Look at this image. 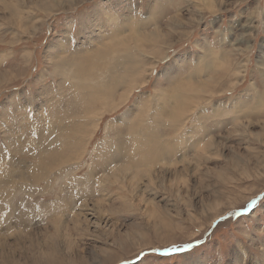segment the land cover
Masks as SVG:
<instances>
[{
    "label": "rangeland",
    "instance_id": "1",
    "mask_svg": "<svg viewBox=\"0 0 264 264\" xmlns=\"http://www.w3.org/2000/svg\"><path fill=\"white\" fill-rule=\"evenodd\" d=\"M216 15L218 24L200 27ZM172 49L184 58L168 83L144 87ZM228 92L229 123L192 124L199 106ZM129 93L140 101L117 120ZM4 148L0 264H260L264 0H161L158 9L145 0H0ZM56 149L33 181L37 155ZM184 242L196 251L163 252Z\"/></svg>",
    "mask_w": 264,
    "mask_h": 264
},
{
    "label": "snow or ice",
    "instance_id": "2",
    "mask_svg": "<svg viewBox=\"0 0 264 264\" xmlns=\"http://www.w3.org/2000/svg\"><path fill=\"white\" fill-rule=\"evenodd\" d=\"M223 2V0H221ZM145 6L147 9H153V8H159L161 7V0H145ZM221 17L216 15L209 16L204 24H201L200 27L203 28L205 25L210 29L211 27H214L216 24L219 23ZM124 23V18L120 16L118 13L111 16V24L112 27L115 29H120L121 26ZM226 26L222 25L220 29H218L221 34L226 31ZM191 39V38H189ZM189 41L186 40L185 44H188ZM192 43H199V40L192 41ZM174 53V54H173ZM184 58V52L183 50L177 51L176 49H172L169 53V55H166L164 57H161L159 60L160 67H152L148 69V74L145 76V79H148L150 77H155L154 79H151V83L149 85H145L144 87H151L156 88L157 91L166 83H168L170 74L175 70V65L181 61V59ZM185 67H187L185 65ZM133 92L139 93L140 92V86L134 87ZM229 96H231V92H228L224 98L218 99L215 101V103H212L211 101H206L205 105L199 106L198 111H194L190 117L192 120V124H200L202 127L205 125V123L208 120L213 121L214 123H220V124H227L229 121L227 119H224L225 116L231 115L227 111L228 108L231 107L230 104H225V99H227ZM140 101V95H132L129 93L127 96L123 97L120 104H124L126 107L122 110V115L120 113H117L116 119L120 120L124 117H127L128 115H131L133 111L136 109V105ZM27 102V101H25ZM208 104H211V107L207 106ZM217 106H219V111H217ZM205 117L204 120H201V117ZM191 130V128L189 129ZM2 152H7V148H4L3 150H0ZM18 164H21L24 166L26 164V161L23 160H17ZM250 203H254V201H251ZM198 243V241H197ZM191 250V252L189 251ZM196 251V248L192 242H184L182 244H172L170 247H165L163 249V252L167 255L170 253H184L185 256L191 255L193 252ZM143 253H140L142 255ZM260 257L262 258L260 261V264H264V250H261L259 252ZM176 259V258H173ZM181 262V264H185V257L178 258ZM119 264H127L125 260H121Z\"/></svg>",
    "mask_w": 264,
    "mask_h": 264
},
{
    "label": "bare ground",
    "instance_id": "3",
    "mask_svg": "<svg viewBox=\"0 0 264 264\" xmlns=\"http://www.w3.org/2000/svg\"><path fill=\"white\" fill-rule=\"evenodd\" d=\"M100 23V22H99ZM92 24V23H91ZM149 37V36H148ZM145 38V37H144ZM143 38V39H144ZM155 38V37H154ZM157 38V37H156ZM136 39V38H135ZM149 39V38H148ZM153 39V38H152ZM123 40V39H122ZM146 40V39H145ZM156 41V40H155ZM120 42V41H119ZM130 53V52H129ZM132 53V52H131ZM104 57V56H103ZM126 57V56H125ZM127 58V57H126ZM95 59V58H94ZM69 65V64H68ZM113 65H115V64H113ZM83 66V65H82ZM64 69V68H63ZM65 71H66V69H65ZM76 73V72H75ZM113 78V77H112ZM113 83V82H112ZM113 86V85H112ZM109 90V89H108ZM112 92V91H111ZM108 93V92H107ZM110 94V93H109ZM111 97V96H110ZM64 113V112H63ZM137 118V117H136ZM60 119V118H59ZM75 124V123H74ZM141 132V131H140ZM70 134H68V136H69ZM71 136V135H70ZM29 138V137H28ZM60 138V137H59ZM69 138L70 137H68V139H66L64 142H63V144L61 145L62 147H65V146H68V144H69ZM145 140V139H144ZM173 142V141H172ZM54 143V142H53ZM58 143V142H57ZM156 144V143H155ZM210 144V143H209ZM71 145V144H70ZM60 147V146H59ZM131 147V146H130ZM146 148V147H145ZM27 149V148H26ZM33 149V148H32ZM63 149V148H62ZM156 149L157 148H154L153 149V151H156ZM164 149V148H163ZM28 150V149H27ZM146 151H147V149H145ZM26 151V150H25ZM140 151H141V153H142V151H144V148H141L140 149ZM56 152H57V149L54 151V152H52L51 153V150H49V151H47V152H44V153H42V154H39V155H37L38 156V163L40 164V168L37 170L38 172H34L33 174H32V179H33V181L35 180V181H37L38 182V180H41L43 177H42V175L43 174H45L44 172H43V170H44V168H43V164L44 163H50V162H52V159H53V156L54 155H56ZM59 152V151H58ZM147 153V152H146ZM43 154H46L45 156H43ZM139 154V153H138ZM156 154V153H155ZM68 155V154H67ZM67 155H60V156H58V157H56L55 159L56 160H58V162H60V163H62V162H65V161H67V160H69L70 159V157H67ZM145 155V157H146V154H144ZM43 156V157H42ZM26 157H28V155H26ZM148 157V156H147ZM157 157V156H156ZM148 158H150V157H148ZM21 160V159H20ZM45 167V166H44ZM46 168V167H45ZM37 169V168H36ZM50 169H53V168H50ZM73 174V173H72ZM1 181V180H0ZM17 181V180H16ZM30 184V183H29ZM27 186H28V184H27ZM93 187V186H92ZM88 188V187H87ZM115 188V187H114ZM132 188V187H131ZM97 190V189H96ZM92 191V190H91ZM94 191V190H93ZM96 192V191H95ZM80 195V194H79ZM79 201H80V199H79ZM81 202V201H80ZM67 204V203H66ZM70 204V203H69ZM69 204H67V205H69ZM65 205V204H64ZM87 206H88V204H87ZM74 207V206H73ZM90 207V206H89ZM97 207V206H96ZM85 210V209H84ZM41 213V212H40ZM27 214H28V212H27ZM25 215V214H24ZM21 216V215H20ZM21 220V219H20ZM53 221V220H52ZM13 224V223H12ZM14 224H15V222H14ZM22 224V223H21ZM24 224V223H23ZM9 225V224H8ZM11 227V226H10ZM8 229V228H7ZM22 229V228H21ZM21 235V234H20ZM189 262V261H188Z\"/></svg>",
    "mask_w": 264,
    "mask_h": 264
}]
</instances>
